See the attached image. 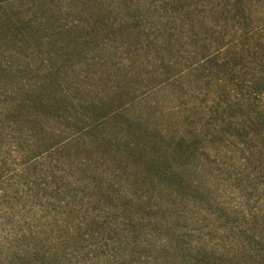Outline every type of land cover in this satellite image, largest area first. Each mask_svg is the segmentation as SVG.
Segmentation results:
<instances>
[{
    "label": "rangeland",
    "instance_id": "374dc122",
    "mask_svg": "<svg viewBox=\"0 0 264 264\" xmlns=\"http://www.w3.org/2000/svg\"><path fill=\"white\" fill-rule=\"evenodd\" d=\"M261 4L247 2L250 21L264 22ZM4 6L0 264L263 258L264 165L235 150L227 119L246 126L250 108L220 105L238 81L246 95L239 58L174 80L182 69L162 68L153 49L136 53V0ZM182 138L191 153L172 146Z\"/></svg>",
    "mask_w": 264,
    "mask_h": 264
},
{
    "label": "trees",
    "instance_id": "16d2710c",
    "mask_svg": "<svg viewBox=\"0 0 264 264\" xmlns=\"http://www.w3.org/2000/svg\"><path fill=\"white\" fill-rule=\"evenodd\" d=\"M248 1L136 0V53L142 55L153 49L152 56L155 59V56L161 57L162 68L182 69L173 77L174 80L177 76L191 75L213 67L223 71L232 69L231 61L239 58L242 67L250 69L244 83L246 95L236 88L242 86L238 81L229 90V99L220 105L225 113L233 108L234 99L239 98L237 101H243L239 105L250 108L246 126L233 123V120H237L234 116L227 119L231 121L229 125L235 126L236 135H232V138L240 140L235 150L238 153L249 152L264 165V22L250 21L252 15L247 7ZM256 1L264 6V0ZM12 2L15 0H0V9ZM196 41L203 43V46L197 47L187 57L184 53L180 54V43L185 47L197 44ZM175 48L181 56L175 54L167 57ZM220 82L216 84L215 94L222 92ZM172 146L184 151V154L194 150L187 138L173 141ZM251 264H264V252L260 261Z\"/></svg>",
    "mask_w": 264,
    "mask_h": 264
}]
</instances>
